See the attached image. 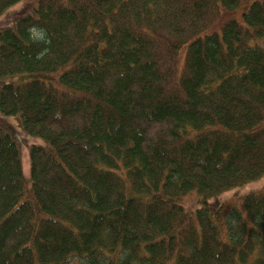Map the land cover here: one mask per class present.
<instances>
[{
	"label": "trees",
	"instance_id": "obj_1",
	"mask_svg": "<svg viewBox=\"0 0 264 264\" xmlns=\"http://www.w3.org/2000/svg\"><path fill=\"white\" fill-rule=\"evenodd\" d=\"M16 20L0 264H264V189L207 205L264 175V0H38ZM14 114L44 141L28 178Z\"/></svg>",
	"mask_w": 264,
	"mask_h": 264
},
{
	"label": "rangeland",
	"instance_id": "obj_2",
	"mask_svg": "<svg viewBox=\"0 0 264 264\" xmlns=\"http://www.w3.org/2000/svg\"><path fill=\"white\" fill-rule=\"evenodd\" d=\"M38 0H20V2L9 6L5 9L3 13L0 14V29L5 27L14 26L16 19L25 14H30L33 11V7L37 4ZM9 121L17 128L19 140H26V144H21V160H22V170L26 178L31 175V159H30V148L31 145L44 144L41 137L30 136L25 133L22 127V119L19 115L14 114V116H7ZM29 144V146H28ZM264 189V175L253 180L251 183L245 184L242 187L232 188L222 192L217 196L211 197L207 205L211 207L212 205L218 204L223 206V214H227L231 203L238 197H242L245 194L253 193L254 191H259ZM181 202H183L188 209H196L201 207L198 197L194 194H189L184 197Z\"/></svg>",
	"mask_w": 264,
	"mask_h": 264
}]
</instances>
